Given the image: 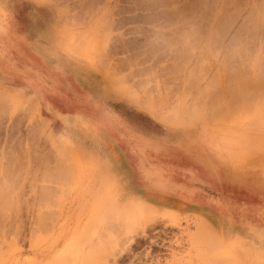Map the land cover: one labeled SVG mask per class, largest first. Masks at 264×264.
Masks as SVG:
<instances>
[{"label": "rangeland", "instance_id": "1", "mask_svg": "<svg viewBox=\"0 0 264 264\" xmlns=\"http://www.w3.org/2000/svg\"><path fill=\"white\" fill-rule=\"evenodd\" d=\"M262 76L264 0H0V264H264Z\"/></svg>", "mask_w": 264, "mask_h": 264}, {"label": "bare ground", "instance_id": "2", "mask_svg": "<svg viewBox=\"0 0 264 264\" xmlns=\"http://www.w3.org/2000/svg\"><path fill=\"white\" fill-rule=\"evenodd\" d=\"M254 18H255V17H254ZM256 18H257V17H256ZM262 78H264V76H262ZM261 86L264 87L263 84H262ZM261 86H259V88H257V89L261 90V89H260ZM255 87H256V86H255ZM233 104L235 105V103H233ZM151 106H152V105H150V106L148 105V106H147V109H152L153 107H151ZM152 112H153V111H152ZM216 243H218V242H216Z\"/></svg>", "mask_w": 264, "mask_h": 264}]
</instances>
